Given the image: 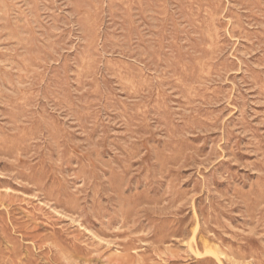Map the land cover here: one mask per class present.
Wrapping results in <instances>:
<instances>
[{
  "label": "rangeland",
  "instance_id": "obj_1",
  "mask_svg": "<svg viewBox=\"0 0 264 264\" xmlns=\"http://www.w3.org/2000/svg\"><path fill=\"white\" fill-rule=\"evenodd\" d=\"M0 61V264H264V0H0Z\"/></svg>",
  "mask_w": 264,
  "mask_h": 264
},
{
  "label": "bare ground",
  "instance_id": "obj_2",
  "mask_svg": "<svg viewBox=\"0 0 264 264\" xmlns=\"http://www.w3.org/2000/svg\"><path fill=\"white\" fill-rule=\"evenodd\" d=\"M35 1H36V0H35ZM92 1H93V0H92ZM249 1H250V0H249ZM252 1H253V0H252ZM89 2H90V1H89ZM98 2H99V1H98ZM258 2H259V1H258ZM77 3H78V2H77ZM79 3H80V2H79ZM82 3H83V2H82ZM84 3H85V2H84ZM84 3H83V4H84ZM122 3H123V2H122ZM144 3H145V2H144ZM148 3H149V2H147V4H148ZM150 3H151V2H150ZM192 3H193V2H192ZM213 3H214V2H213ZM246 3H248V2H246ZM250 3H251V2H250ZM29 4H30V3H29ZM31 4H33V3H31ZM136 4H139V2L136 3ZM194 4H195V3H194ZM244 4H245V3H244ZM261 4H262V3H261ZM88 5H89V4H88ZM125 5L127 6V4H125ZM183 5H185V3H184ZM183 5H182V6H183ZM206 5H207V3H206ZM219 5H220V4H219ZM250 5H251V4H250ZM180 6H181V5H180ZM214 6H215V5H214ZM245 6H246V5H245ZM5 7H6V6H5ZM87 7H88V6H87ZM104 7H105V6H104ZM150 7H151V6H150ZM183 7H184V6H183ZM199 7H200V6H199ZM201 7H202V6H201ZM204 7H205V6H204ZM206 7H207V6H206ZM211 7H212V6H211ZM216 7H217V6H216ZM12 8H13V7H12ZM21 8H22V7H21ZM88 8H89V7H88ZM181 8H182V7H181ZM184 8H186V6H185ZM208 8H210V7H208ZM249 8H250V7H249ZM3 9H4V7H3ZM18 9H19V8H18ZM30 9H31V7H30ZM30 9H29V11H30ZM134 9H135V8H134ZM147 9H148V8H147ZM151 9H152V8H151ZM161 9H162V8H161ZM213 9H214V8H213ZM222 9H223V8H222ZM230 9L232 10V8H230ZM230 9H229V10H230ZM7 10H8V8H7ZM13 10H14V9H13ZM125 10H126V9H125ZM141 10H142V9H141ZM235 10H236V9H235ZM11 11H12V10H11ZM27 11H28V10H27ZM145 11H146V10H145ZM149 11H150V10H149ZM164 11H166V10H164ZM181 11H182V10H181ZM190 11H191V10H190ZM203 11H204V10H203ZM206 11H207V10H206ZM209 11H210V10H209ZM213 11H214V10H213ZM7 12H8V11H7ZM13 12H14V11H13ZM91 12H93V11H91ZM147 12H148V11H147ZM167 12H168V11H167ZM185 12H186V11H185ZM197 12H198V11H197ZM222 12H223V11H222ZM1 13H2V12H1ZM8 13H9V12H8ZM8 13H7V15H8ZM24 13H25V11H24ZM101 13H102V10H101ZM101 13H100V14H101ZM142 13H143V12H142ZM203 13H204V12H203ZM215 13L217 14L218 11H216ZM16 14H17V13H16ZM20 14H21V13H20ZM22 14H23V13H22ZM93 14H94V13H93ZM120 14H121V13H120ZM128 14H129V13H128ZM183 14H184V12H183ZM220 14H222V13H220ZM5 15H6V14H5ZM30 15H31V14H30ZM34 15H35V13H34ZM124 15L126 16V14H124ZM160 15H161V14H160ZM198 15H200V13H199ZM202 15H203V14H202ZM218 15H219V14H218ZM12 16H13V15H12ZM26 16H27V15H26ZM90 16H91V15H90ZM127 16H128V15H127ZM219 16H220V15H219ZM241 16H242V15H241ZM7 17H8V16H7ZM7 17H6V18H7ZM17 17H18V16H17ZM133 17H134V15H133ZM199 17H200V16H199ZM203 17H204V16H203ZM215 17H216V16H215ZM220 17H221V16H220ZM220 17H219V18H220ZM235 17H238V16H235ZM33 18H34V17H33ZM93 18H94V17H93ZM209 18H210V17H209ZM241 18H242V17H241ZM3 19H4V18H3ZM16 19H17V18H16ZM19 19H21V18H19ZM54 19H55V18H54ZM78 19H79V18H78ZM81 19H82V18H81ZM101 19H102V18H101ZM127 19H128V18H127ZM127 19H126V20H127ZM133 19H134V18H133ZM201 19H202V18H201ZM207 19H208V18H207ZM24 20H25V19H24ZM128 20H129V19H128ZM199 20H200V19H199ZM202 20H203V19H202ZM205 20H206V18H205ZM210 20H211V19H210ZM210 20H209V22H210ZM21 21H22V20H21ZM28 21H29V20H27V23L29 24ZM55 21H56V20H55ZM81 21H82V20H81ZM99 21H100V20H99ZM235 21H236V19H235ZM235 21H234V22H235ZM4 22H5V21H4ZM56 22H58V20H57ZM134 22H135V21H134ZM195 22H196V21H195ZM206 22H207V21H206ZM240 22H241V21H240ZM20 23H21V22H20ZM22 23H23V22H22ZM38 23H39V22H38ZM80 23H81V22H80ZM162 23H164V22H162ZM201 23H202V22H201ZM215 23H217V22L215 21ZM7 24H8V23H7ZM9 24H10V23H9ZM15 24H17V23H15ZM88 24H89V23H88ZM95 24H96V23H95ZM128 24H129V23H128ZM158 24H159V23H158ZM198 24H199V23H198ZM209 24H210V23H209ZM13 25H14V23H13ZM81 25H82V24H81ZM97 25H99V24H97ZM199 25H200V24H199ZM199 25H198V26H199ZM206 25H207V24H206ZM206 25H205V26H206ZM210 25H211V24H210ZM242 25H243V24H242ZM6 26H7V25H6ZM6 26L4 25V27H6ZM9 26H10V25H9ZM9 26H8V27H9ZM14 26H15V25H14ZM17 26H18V25H17ZM89 26H90V25H89ZM101 26H103V25H101ZM158 26H159V25H158ZM207 26H208V25H207ZM221 26H222V25H221ZM27 27H28V26H27ZM56 27H57V26H56ZM98 27H99V26H98ZM10 28H11V27H10ZM16 28H17V27H16ZM22 28H23V27H22ZM104 28H105V27H104ZM126 28H127V27H126ZM129 28H130V27H129ZM159 28H160V27H159ZM162 28H163V27H162ZM23 29H24V28H23ZM43 29H44V28H43ZM196 29H197V28H196ZM213 29H214V28H213ZM245 29H246V28H245ZM5 30H6V29H5ZM7 30H8V29H7ZM12 30H13V29H12ZM12 30H11V32H12ZM18 30H19V29H18ZM21 30H22V29H21ZM45 30H46V29H45ZM51 30H52V29H51ZM84 30H85V29H84ZM202 30H203V29H202ZM204 30H205V29H204ZM243 30H244V29H243ZM2 31H3V30H2ZM14 31H15V30H14ZM23 31H24V30H23ZM31 31H32V30H31ZM85 31H86V30H85ZM199 31H200V30H199ZM239 31H240V30H239ZM244 31H245V30H244ZM35 32H36V31H35ZM83 32H84V31H83ZM88 32H89V31H88ZM90 32H92V31H90ZM98 32H99V31H98ZM125 32H126V31H125ZM159 32H160V31H159ZM161 32H162V30H161ZM208 32H209V31H208ZM212 32H213V31H212ZM216 32H217V31H216ZM36 33H37V32H36ZM127 33H128V32H127ZM138 33H139V32H138ZM195 33H196V31H195ZM197 33H199V32H197ZM197 33H196V34H197ZM200 33H203V31L200 32ZM200 33H199V34H200ZM219 33H220V32H219ZM203 34H204V33H203ZM203 34H202V35H203ZM205 34H206V33H205ZM214 34H215V33H214ZM216 34H217V33H216ZM9 35H10V34H9ZM11 35H12V34H11ZM20 35H21V34H20ZM50 35H51V34H50ZM90 35H91V34H90ZM108 35H109V32H108ZM111 35H112V34H111ZM111 35H110V36H111ZM157 35H158V34H157ZM162 35H163V33H162ZM212 35H213V33H212ZM212 35H211V37H212ZM220 35H221V34H220ZM15 36H17V34H16ZM15 36H14V37H15ZM26 36H27V34H26ZM45 36H46V35H45ZM84 36H85V35H84ZM173 36H174V35H173ZM208 36L210 37V35H208ZM9 37H10V36H9ZM12 37H13V36H12ZM90 37H91V36H90ZM99 37H100V36H99ZM125 37H126V36H125ZM143 37H144V36H143ZM162 37H163V36H162ZM204 37H206V36H204ZM209 37H208V38H209ZM15 38H16V37H15ZM54 38H55V37H54ZM160 38H161V37H160ZM163 38H164V37H163ZM173 38H174V37H173ZM196 38H197V36H196ZM208 38H207V39H208ZM212 38H213V37H212ZM25 39H26V38H25ZM35 39H36V37H35ZM50 39H51V38H50ZM56 39H57V38H56ZM102 39H103V38H102ZM105 39H106V37H105ZM107 39H108V38H107ZM141 39H142V38H141ZM170 39H171V37H170ZM170 39H169V40H170ZM201 39H202V38H201ZM214 39H215V38H214ZM216 39H217V37H216ZM219 39H221V38L219 37ZM33 40H34V39H33ZM109 40H110V39H109ZM125 40H126V38H125ZM125 40H123V41H125ZM134 40H135V39H134ZM136 40H137V39H136ZM199 40H200V39H199ZM209 40H210V39H209ZM45 41H46V40H45ZM49 41H50V40H49ZM54 41H55V40H54ZM138 41H139V39H138ZM189 41H190V40H189ZM201 41H202V40H201ZM216 41H217V40H216ZM16 42H17V41H16ZM20 42H21V40H20ZM20 42H19V45H20ZM24 42H25V40H24ZM26 42H27V40H26ZM26 42H25V43H26ZM29 42H30V41H29ZM35 42H36V41H35ZM46 42H48V41H46ZM58 42H59V41H58ZM58 42H57V43H58ZM107 42H108V40H107ZM107 42H106V43H107ZM175 42H176V41H175ZM222 42H223V41H222ZM22 43H23V42H22ZM52 43H53V42H52ZM97 43H98V42H97ZM108 43H110V42H108ZM129 43H130V41H129ZM143 43H144V42H143ZM146 43H147V42H146ZM167 43H168V42H167ZM169 43H170V42H169ZM172 43H173V41H172ZM189 43H190V42H189ZM203 43H204V42H203ZM209 43H210V41H209ZM214 43H215V42H214ZM220 43H221V42H220ZM16 44H17V43H16ZM34 44H37V43H34ZM39 44H40V43H39ZM55 44H56V43H55ZM99 44H100V43H99ZM136 44H137V43H136ZM170 44H171V43H170ZM178 44H179V43H178ZM206 44H207V43H206ZM210 44L212 45L213 42L210 43ZM27 45H29V43H28ZM30 45H31V44H30ZM53 45H54V44H53ZM106 45H107V44H106ZM125 45H127V43H126ZM138 45H139V44H138ZM138 45H137V46H138ZM180 45H181V43H180ZM189 45H190V44H189ZM193 45H194V40H193ZM195 45H196V44H195ZM197 45H198V44H197ZM55 46H56V45H55ZM55 46H53V48H54ZM89 46H90V45H89ZM103 46H104V45H103ZM119 46L122 47V45H119ZM128 46H129V45H128ZM160 46H161V45H160ZM182 46H183V45H182ZM200 46H201V45H200ZM18 47H20V46H18ZM31 47H32V46H31ZM82 47H83V46H82ZM95 47H96V46H95ZM129 47H130V46H129ZM140 47H141V46H140ZM151 47H152V46H151ZM161 47H162V46H161ZM173 47H174V45H173ZM192 47H193V46H192ZM220 47H221V46H220ZM29 48H30V47H29ZM38 48H39V47H38ZM51 48H52V47H51ZM126 48H127V47H125L124 49H126ZM142 48H143V45H142ZM144 48H145V47H144ZM190 48H191V47H190ZM195 48H197V47L195 46ZM198 48H199V47H198ZM201 48H202V47H201ZM210 48H211V47H210ZM238 48H239V47H238ZM43 49H45V48H43ZM80 49H81V48H80ZM84 49H85V48H84ZM179 49H181V48H179ZM182 49H183V48H182ZM182 49H181V50H182ZM208 49H209V48H208ZM12 50H13V49H12ZM26 50H27V49H26ZM86 50H87V48H86ZM92 50H93V49H92ZM135 50H136V49H135ZM141 50H142V49H141ZM146 50H147V49H146ZM154 50H155V49H154ZM159 50H160V49H159ZM198 50H199V49H198ZM10 51H11V50H10ZM32 51H33V50H32ZM32 51H31V52H32ZM42 51H43V50H42ZM87 51H88V50H87ZM105 51H106V50H105ZM184 51H185V50H184ZM195 51H196V50H195ZM205 51H206V50H205ZM8 52H9V51H8ZM15 52H16V51H15ZM44 52H45V51H44ZM47 52H48V51H47ZM51 52H52V51H51ZM55 52H56V51H55ZM164 52H165V51H164ZM164 52H163V53H164ZM179 52H180V51H179ZM24 53H25V52H24ZM29 53H30V52H29ZM35 53H36V52H35ZM38 53H39V52H38ZM40 53H41V52H40ZM83 53H84V52H83ZM142 53H143V52H142ZM155 53H156V52H155ZM180 53H181V52H180ZM180 53H179V55H180ZM187 53H188V52H187ZM187 53H186V54H187ZM195 53H196V52H195ZM213 53H214V52H213ZM6 54H7V53H6ZM56 54H58V53H56ZM105 54H106V53H105ZM126 54H127V53H126ZM136 54H137V53H136ZM136 54H135V57H136ZM165 54H166V53H164V55H165ZM170 54H171V53H170ZM215 54H216V53H215ZM18 55H19V54H18ZM18 55H17V56H18ZM20 55H22V53H21ZM42 55H43V54H42ZM47 55H48V54H47ZM51 55H53V54H51ZM91 55H92V54H91ZM97 55H98V54H97ZM140 55H141V54H140ZM140 55H139V57H141ZM148 55H150V54H148ZM156 55H157V54H156ZM166 55H167V54H166ZM166 55H165V56H166ZM188 55H189V54H188ZM190 55H191V54H190ZM195 55H196V54H195ZM200 55H201V54H200ZM216 55H217V54H216ZM216 55H215V56H216ZM23 56H25V55H23ZM119 56H122V55L120 54ZM131 56H133V54H132ZM150 56H151V55H150ZM5 57H6V56H5ZM8 57H9V56H8ZM45 57H46V56H45ZM47 57H49V56H47ZM59 57H60V56H59ZM100 57H101V56H100ZM127 57H128V56H127ZM135 57H134V58H135ZM156 57H157V56H156ZM186 57H187V56H186ZM191 57H192V56H191ZM196 57H197V56H196ZM9 58H10V57H9ZM9 58H8V59H9ZM38 58H40V57H38ZM75 58H77V57H75ZM128 58H129V57H128ZM136 58H137V57H136ZM160 58H161V57H160ZM169 58H170V57H169ZM172 58H173V57H172ZM172 58H171V59H172ZM213 58H214V56H213ZM26 59H27V58H26ZM59 59H61V58H59ZM131 59H132V58H131ZM150 59H151V58H150ZM158 59H159V58H158ZM177 59H178V58H177ZM182 59H183V58H182ZM194 59H195V58H194ZM194 59H193V60H194ZM1 60H2V59H1ZM6 60H7V59H6ZM12 60L15 61V60L13 59V57H12ZM37 60H38V59H37ZM51 60H52V59H51ZM92 60H93V58H92ZM127 60H128V59H127ZM172 60H173V59H172ZM210 60H211V58H210ZM9 61H10V60H9ZM66 61H67V60H66ZM77 61H78V60H77ZM77 61H76V62H77ZM80 61H81V60H80ZM93 61H94V60H93ZM112 61H113V60H112ZM154 61H156V59H155ZM158 61H159V60H158ZM163 61H164V60H163ZM194 61H196V60H194ZM208 61H209V60H208ZM0 62H1V61H0ZM2 62H3V60H2ZM16 62H17V61H16ZM20 62H21V61H20ZM20 62H19V63H20ZM44 62H45V61H44ZM51 62H52V61H51ZM63 62H64V61H63ZM71 62H72V61H71ZM74 62H75V61H74ZM140 62H141V61H140ZM145 62H146V61H145ZM166 62H167V61H166ZM168 62H169V61H168ZM6 63H7V62H6ZM17 63H18V62H17ZM34 63H35V62H34ZM64 63H65V62H64ZM78 63H79V61H78ZM90 63H91V62H90ZM105 63H106V62H105ZM181 63H182V62H181ZM194 63H195V62H194ZM214 63H215V62H214ZM8 64H9V63H8ZM11 64H12V63H11ZM13 64H14V63H13ZM15 64H16V63H15ZM35 64H36V63H35ZM41 64H43V63H41ZM66 64H67V63H66ZM171 64H172V63H170V65H171ZM179 64H180V63H179ZM212 64H213V63H212ZM38 65H39V64H38ZM43 65L45 66V64H43ZM43 65H41V67H42ZM72 65H73V64H72ZM143 65H144V64H143ZM152 65H153V64H152ZM175 65H176V64H175ZM193 65H194V64H193ZM196 65H198V64H196ZM215 65H216V64H215ZM11 66H13V65H11ZM15 66H16V65H15ZM132 66H133V63H132ZM147 66H148V65H147ZM154 66H155V65H154ZM167 66H168V65H167ZM172 66H173V65H172ZM185 66H186V65H185ZM216 66H217V65H216ZM216 66H215V67H216ZM18 67H19V66H18ZM34 67H35V66H34ZM149 67H150V66H149ZM165 67H166V66H165ZM169 67H170V66H169ZM169 67H168V68H169ZM174 67H175V66H174ZM205 67H206V66H205ZM11 68H12V67H11ZM11 68H10V69H11ZM76 68H77V67H76ZM152 68H154V67H152ZM160 68H161V66H160ZM196 68H198V67H196ZM208 68H209V67H208ZM220 68H221V66H220ZM223 68H224V67H223ZM13 69H15V68H13ZM24 69H25V68H24ZM34 69H35V68H34ZM34 69H33V70H34ZM42 69H43V68H42ZM69 69H70V68H69ZM77 69H78V68H77ZM149 69H150V68H149ZM155 69H156V66H155ZM161 69H162V68H161ZM165 69H166V68H165ZM199 69H200V68H199ZM221 69H222V68H221ZM162 70H163V69H162ZM166 70H167V69H166ZM170 70H171V69H170ZM179 70H180V68H179ZM3 71H5V70H3ZM3 71H2V72H3ZM16 71H18V69H17ZM65 71H66V70H65ZM76 71H77V70H76ZM91 71H93V70H91ZM98 71H99V70H98ZM144 71H145V70H144ZM151 71H152V70H151ZM180 71H182V70H180ZM195 71H196V70H195ZM215 71H217V68H216ZM218 71H219V70H218ZM22 72H23V71H22ZM24 72H25V70H24ZM70 72H71V71H70ZM95 72H96V71H95ZM117 72H118V71H117ZM127 72H128V71H127ZM160 72H161V71H160ZM219 72H220V71H219ZM3 73H5V72H3ZM31 73L33 74V72H31ZM114 73H115V72H114ZM156 73H157V72H156ZM168 73H169V72H168ZM173 73H174V72H173ZM16 74H17V73H16ZM101 74H102V73H101ZM119 74H120V73H119ZM127 74L129 75V73H127ZM142 74H143V73H142ZM185 74H186V73H185ZM217 74H218V72H217ZM253 74H254V73H253ZM4 75H5V74H4ZM35 75H36V74H35ZM147 75H148V73H147ZM147 75H146V76H147ZM156 75H157V74H156ZM159 75H160V74H158V76H159ZM182 75H183V74H182ZM193 75H194V74H193ZM202 75H203V74H202ZM218 75H219V74H218ZM15 76H16V75H15ZM39 76H41V75H39ZM57 76H58V74H57ZM84 76H85V75H84ZM86 76H87V75H86ZM100 76H101V75H100ZM119 76H120V75H119ZM132 76H133V75H132ZM132 76H131V77H132ZM158 76H155V77H158ZM164 76H166V75H164ZM168 76H169V74H168ZM174 76H175V75H174ZM196 76H197V75H196ZM196 76H195V77H196ZM206 76H207V75H206ZM206 76H205V78H207ZM220 76H221V75H220ZM107 77H108V76H107ZM139 77H140V76H139ZM171 77H172V76H171ZM183 77H184V76H183ZM203 77H204V76H203ZM213 77H214V76H213ZM213 77H212V78H213ZM252 77H253V76H252ZM17 78H18V77H17ZM24 78H25V77H24ZM102 78H103V77H102ZM172 78H173V77H172ZM174 78H176V77H174ZM208 78H209V77H208ZM257 78H258V77H257ZM11 79H12V78H11ZM11 79H10V80H11ZM31 79H32V78H31ZM75 79H76V78H75ZM80 79H81V78H80ZM82 79H84V78H82ZM105 79H106V77H105ZM145 79H146V78H145ZM152 79H153V78H152ZM152 79H150V80L152 81ZM191 79H192V78H191ZM199 79H200V78H199ZM8 80H9V79H8ZM16 80H17V79H16ZM26 80H27V79H26ZM119 80H120V79H119ZM126 80H127V79H126ZM150 80H149V81H150ZM160 80H161V78H160ZM0 81H1V80H0ZM12 81H13V79H12ZM18 81H19V80H18ZM29 81H30V80H29ZM29 81H28V82H29ZM34 81H35V80H34ZM171 81H172V80H171ZM192 81H193V80H192ZM194 81H196V80H194ZM198 81H199V80H198ZM198 81H197V82H198ZM24 82H25V80H24ZM26 82H27V81H26ZM77 82H79V81H77ZM90 82H91V81H90ZM122 82H123V81H122ZM156 82H157V81H156ZM167 82H168V81H167ZM200 82H201V81H200ZM255 82H257V81L255 80ZM259 82H260V81H259ZM16 83L18 84V82H15V83L12 84V85H15ZM30 83H31V82H30ZM52 83H53V82H52ZM123 83H124V82H123ZM136 83H137V81H136ZM139 83H141V82H139ZM145 83H146V82H145ZM149 83H150V82H149ZM160 83H161V82H160ZM160 83H158V84H160ZM162 83H163V82H162ZM178 83H179V82H178ZM178 83H177V84H178ZM201 83H203V82H201ZM204 83H205V82H204ZM3 84H4V83H3ZM19 84H20V83H19ZM27 84H28V83H26V86H27ZM63 84H64V83H63ZM84 84H85V83H84ZM101 84H102V83H101ZM104 84H105V83H104ZM121 84H122V83H121ZM154 84H155V83H154ZM154 84H153V85H154ZM171 84H172V82H171ZM194 84H195V82H194ZM261 84H262V83H261ZM31 85H32V84H31ZM53 85H54V84H53ZM148 85H149V84H148ZM153 85H151V86H153ZM163 85H164V84H163ZM180 85H181V84H180ZM182 85H183V84H182ZM19 86H20V85H19ZM19 86H18V87H19ZM24 86H25V85H24ZM32 86H33V85H32ZM77 86H78V85H77ZM101 86H103V85H101ZM121 86H122V85H121ZM160 86H161V85H160ZM176 86H177V85H176ZM191 86H192V85H191ZM260 86H261V85H260ZM263 86H264V84H263ZM21 87H22V86H21ZM33 87H34V86H33ZM61 87H62V86H61ZM79 87H80V86H79ZM127 87H128V86H127ZM132 87H134V85H132ZM132 87H131V88H132ZM135 87H136V85H135ZM146 87H147V86H146ZM153 87H154V86H153ZM155 87H156V86H155ZM261 87H262V86H261ZM261 87H260V88H261ZM4 88L6 89V87H4ZM4 88H3V89H4ZM11 88H13V87H11ZM27 88H28V87H27ZM82 88H83V87H82ZM150 88H151V87H149V89H150ZM30 89H31V88H30ZM38 89H39V88H38ZM64 89H65V88H64ZM80 89H81V88H80ZM126 89H127V88H126ZM132 89H134V88H132ZM143 89H144V88H143ZM184 89H185V88H184ZM196 89H197V88H196ZM198 89H200V88H198ZM201 89H202V88H201ZM217 89H218V88H217ZM36 90H37V89H36ZM57 90H58V89H57ZM62 90H63V89H62ZM65 90H66V89H65ZM100 90H101V89H100ZM129 90H130V89H129ZM147 90H148V89H147ZM182 90H183V88H182ZM186 90H187V89H186ZM8 91H9V90H8ZM8 91H7V92H8ZM14 91H15V90H14ZM20 91H21V90H20ZM51 91H52V90H51ZM122 91H123V89H122ZM125 91H126V90H125ZM141 91H142V90H140V92H141ZM152 91H153V90H152ZM168 91H169V90H168ZM183 91H184V90H183ZM203 91H204V90H203ZM3 92H4V91H3ZM17 92H18V91H17ZM17 92H16V93H17ZM29 92H30V91H29ZM31 92H32V91H31ZM131 92H132V91H131ZM133 92H134V91H133ZM133 92H132V93H133ZM142 92H143V91H142ZM157 92H158V91H157ZM187 92H188V91H187ZM214 92H215V91H214ZM8 93H9V92H8ZM14 93H15V92H14ZM14 93H13V94H14ZM49 93H50V92H49ZM49 93H48V94H49ZM59 93H60V92H59ZM146 93H147V92H146ZM181 93H183V92H181ZM192 93H193V92H192ZM216 93H218V91H217ZM11 94H12V93H11ZM51 94H52V93H51ZM95 94H97V93H95ZM109 94H110V93H109ZM126 94H127V93H126ZM137 94H138V93H137ZM261 94H262V93H261ZM52 95H53V94H52ZM60 95H62V94L60 93ZM103 95H104V94H103ZM127 95H129V93H128ZM131 95H132V94H131ZM144 95H145V94H144ZM146 95H147V94H146ZM187 95H188V94H187ZM201 95H203V94H201ZM7 96H8V95H7ZM7 96H6V97H7ZM18 96H19V95H18ZM18 96H17V97H18ZM53 96H54V95H53ZM56 96H57V95H56ZM109 96H110V95H109ZM163 96H164V95H163ZM163 96L161 97L162 99L164 98ZM181 96L184 97V95H182V94H181ZM188 96H189V95H188ZM8 97H9V96H8ZM11 97H12V96H11ZM36 97H37V96H36ZM38 97H39V96H38ZM54 97H55V96H54ZM155 97H156V96H155ZM183 97H182V98H183ZM185 97H186V95H185ZM190 97H191V96H190ZM201 97H202V96H201ZM24 98H25V97H24ZM56 98H57V97H56ZM135 98H137V97H135ZM135 98H133V99H135ZM193 98H194V97H193ZM199 98H200V97H199ZM0 99H1V98H0ZM67 99H68V98H67ZM67 99H66V100H67ZM110 99H111V98H110ZM155 99H157V98H155ZM202 99H203V98H202ZM111 100H112V99H111ZM119 100H120V99H119ZM140 100H141V99H140ZM146 100H147V99H146ZM69 101H70V100H69ZM109 101H110V100H109ZM116 101H117V100H116ZM163 101H164V100H163ZM2 102H4V101H2ZM7 102H8V101H7ZM28 102H29V101H28ZM59 102H60V101H59ZM192 102L194 103V101H192ZM9 103H10V102H9ZM15 103H16V102H15ZM21 103H22V102H21ZM64 103H65V102H64ZM71 103H72V102H71ZM25 104H27V103H25ZM25 104H24V105H25ZM32 104H33V102H32ZM34 104H36V103H34ZM123 104H124V103H123ZM9 105H10V104H9ZM12 105H13V104H12ZM20 105H21V104H20ZM142 105H143V104H142ZM157 105H158V104H156V106H157ZM7 106H8V105H7ZM36 106H37V105H36ZM121 106H122V105H121ZM10 107H11V106H10ZM20 107H21V106H20ZM22 107H23V109H24V106H22ZM27 107H28V106H27ZM31 107H32V106L30 105V108H31ZM146 107H147V106H146ZM149 107H150V106H149ZM6 108H7V107H6ZM28 108H29V107H28ZM77 108H78V107H77ZM117 108H118V107H117ZM117 108H116V110H117ZM142 108H144V107H142ZM182 108H183V107H182ZM16 109H17V108H16ZM18 109H19V108H18ZM25 109H26V108H25ZM25 109H24V110H25ZM31 109H32V108H31ZM136 109H139V108H136ZM162 109H163V108H162ZM184 109H185V108H184ZM43 110H44V109H43ZM82 110H83V109H82ZM140 110H141V109H140ZM149 110H150V109H149ZM163 110H164V109H163ZM191 110H192V109H191ZM10 111H11V110H10ZM20 111H21V110H20ZM22 111H23V110H22ZM32 111H33V110H32ZM32 111H31V112H32ZM45 111H46V109L44 110V112H45ZM77 111H78V110H77ZM167 111H168V110H167ZM185 111H187V110H185ZM6 112H7V111H6ZM14 112H15V111H14ZM31 112H30V114H31ZM46 112H47V111H46ZM86 112H87V111H86ZM191 112H192V111H191ZM193 112H195V111H193ZM11 113H12V111H11ZM22 113H23V112H22ZM37 113H39V112L37 111ZM75 113H76V112H75ZM77 113H78V112H77ZM90 113H91V112H90ZM133 113H134V112H133ZM144 113H145V112H144ZM158 113H159V112H158ZM185 113H186V112H185ZM6 114H7V113H6ZM24 114H25V113H24ZM46 114H47V113H46ZM50 114H51V113H50ZM140 114H141V112H140ZM162 114H163V113H162ZM181 114H182V113H181ZM22 115H23V114H22ZM87 115H88V114H87ZM87 115H86V117H88ZM92 115H93V114H92ZM8 116H9V115H8ZM31 116H32V115H31ZM128 116H129V115H128ZM134 116H135V115H134ZM181 116H182V115H181ZM185 116H186V115H185ZM6 117H7V116H6ZM23 117H24V116H23ZM23 117H22V118H23ZM44 117H45V116H44ZM90 117H91V116H90ZM90 117H89V118H90ZM163 117H164V116H163ZM22 118H21V119H22ZM41 118H42V116H41ZM46 118H47V116L45 117V119H46ZM50 118H51V117H50ZM76 118H77V116H76ZM89 118H88V121H89ZM123 118H124V117H123ZM132 118H133V117H132ZM144 118H145V117H144ZM165 118H166V117H165ZM200 118H201V117H200ZM13 119H14V118H13ZM18 119H19V118H18ZM23 119H24V118H23ZM31 119L33 120V118H31ZM94 119H95V118H94ZM94 119H93V120H94ZM97 119H98V118H97ZM97 119H95V121H96ZM16 120H17V118H16ZM46 120H47V119H46ZM79 120H80V119H79ZM84 120H85V119H84ZM134 120H135V119H134ZM167 120H168V119H167ZM184 120H185V119H184ZM198 120H199V118H198ZM76 121H77V120H76ZM192 121H193V120H192ZM201 121H202V120H201ZM11 122H13V121H11ZM25 122H26V121H25ZM90 122H91V121H90ZM132 122H134V125H135L136 122H135V121H132ZM163 122H164V121H163ZM193 122H194V121H193ZM13 123H14V122H13ZM18 123H19V122H18ZM21 123H22V122H21ZM125 123H126V122H125ZM128 123H129V121H128ZM188 123H189V121H188ZM188 123H187V124H188ZM253 123H254V122H253ZM28 124H29V123H28ZM44 124H45V123H44ZM80 124H81V123H80ZM91 124H92V123H91ZM166 124H167V122H166ZM169 124H170V123H169ZM193 124H194V123H193ZM9 125H10V124H9ZM11 125H12V124H11ZM11 125H10V126H11ZM14 125H15V124H14ZM78 125H79V124H78ZM93 125H94V124H93ZM127 125H128V124H127ZM132 125H133V124H132ZM190 125H191V124H190ZM129 126H130V127H133V126H131V125H129ZM136 126H137V125H136ZM191 126H192V125H191ZM227 126H228V125H227ZM16 127L18 128V126H16ZM125 127H126V126H125ZM5 128H6V127H5ZM48 128H49V127H48ZM80 128H81V127H80ZM87 128H88V126H87ZM128 129H129V128H128ZM171 129H172V128H171ZM181 129H182V128H181ZM12 130H13V129H12ZM83 130H84V129H83ZM88 130H90V128H89ZM169 130H170V129H169ZM17 131H18V130H17ZM47 131H48V130H47ZM84 131H85V130H84ZM129 131H130V130H129ZM129 131H128V132H129ZM11 132H12V131H11ZM49 132H51V131H49ZM82 132H83V131H82ZM168 132H169V131H168ZM186 132H187V131H186ZM41 133H42V132H41ZM84 133H85V132H84ZM31 134H32V133H31ZM132 134H133V133L130 134V135H131V138L133 137ZM0 135H4V134H1V133H0ZM39 135H40V134H39ZM167 135H168V134H167ZM169 135H170V134H169ZM169 135H168V136H169ZM183 135H184V134H183ZM50 136H51V135H50ZM170 136H171V135H170ZM38 137H39V136H38ZM96 137H97V136H96ZM89 138H90V137H89ZM167 138H169V137H167ZM33 140H34V139H33ZM35 140H36V139H35ZM93 140H94V139H93ZM127 140H128V139H127ZM170 140H171V139H170ZM73 141H74V140H73ZM95 141H96V140H95ZM128 141H129V140H128ZM260 141H261V140H260ZM54 142H56V141H54ZM131 142H132V141H131ZM94 143H95V142H94ZM96 143H97V142H96ZM29 144H30V143H29ZM125 144H126V143H125ZM126 145H127V144H126ZM130 145H132V144H130ZM128 146H129V145H128ZM258 146H259V145H258ZM62 147H63V146H62ZM62 147H61V148H62ZM101 147H102V145H101ZM131 147H133V145H132ZM256 147H257V146H256ZM258 148L260 149V147H258ZM123 149H124V148H123ZM128 149H129V148H128ZM256 149H257V148H256ZM17 150H18V149H17ZM262 150H263V149H262ZM119 151H120V150H119ZM125 151H126V150H125ZM16 152H17V151H16ZM16 152H15L14 154H16ZM120 152H121V151H120ZM126 152H127V151H126ZM263 152H264V151H263ZM260 153H261V151H260ZM260 153H259V154H260ZM120 154H121V153H120ZM120 154H119V155H120ZM3 155H4V154H3ZM17 155H18V154H17ZM59 155H60V153H59ZM6 156H7V155H6ZM125 156H126V155H125ZM129 156H130V155H129ZM259 156H260V155H259ZM22 157H23V156H22ZM58 157H59V159H61L60 156H58ZM123 157H124V156H123ZM11 158H12V157H11ZM11 158H10V159H11ZM23 158H24V157H23ZM16 159H17V158H16ZM112 159H113V158H112ZM126 159H127V158H126ZM18 160H19V159H18ZM116 160H118V159H116ZM53 161H54V160H53ZM56 161H57V160H56ZM98 161H99V160H98ZM113 161H114V160H113ZM128 161H129V160H128ZM60 162H62V161L60 160ZM99 162H100V161H99ZM125 162H127V161H125ZM57 163H58V161H57ZM76 163H78V162H76ZM100 163H101V162H100ZM180 163H181V162H180ZM102 165H103V164H102ZM109 165H110V162H109ZM17 166H18V165H17ZM112 166H113V165H112ZM105 167H107V166H105ZM19 168H20V167H19ZM111 169H112V168H111ZM118 169H119V168H118ZM58 171H59V170H58ZM100 171H101V170H100ZM256 171H257V169H256ZM258 172H259V171H258ZM58 173H59V172H58ZM158 173H159V172H158ZM259 173H260V172H259ZM60 175H61V174H60ZM129 175H130V174H129ZM159 176H160V175H159ZM104 177H105V176H104ZM153 177H154V176H153ZM105 179H107V177H106ZM128 183H130V182H128ZM34 186H35V184H34ZM134 186H136V185H134ZM248 186H249V185H248ZM126 187H127V186H126ZM3 189H4V187H3ZM43 189H44V188H43ZM44 190H45V189H44ZM169 190H170V189H169ZM40 192H41V191H40ZM2 193H4V192H2ZM169 193H170V192H169ZM114 194H115V193H114ZM52 195H53V194H52ZM7 196H8V195H7ZM13 196H14V195H13ZM54 197H55V196H54ZM221 197H222V195H221ZM8 198H9V197H8ZM86 198H87V197H86ZM223 198H224V197H223ZM5 199H6V197H5ZM10 199H11V198H10ZM6 200H7V199H6ZM47 200H48V199H47ZM45 201H46V200H45ZM47 202H48V201H47ZM54 202H55V201H54ZM45 204H46V203H45ZM51 205H53V204L51 203ZM90 205H91V203H90ZM147 205H148V204H147ZM178 205H179V204H178ZM55 206H56V205H55ZM81 206H82V205H81ZM143 206H144V204H142V207H143ZM145 206H146V205H145ZM173 206H174V205H173ZM51 207H52V206H51ZM166 207H167V206H166ZM169 207H170V206H169ZM169 207H167V208H169ZM179 207H180V205H179ZM25 208H26V207H25ZM77 208H78V207H77ZM148 208H149V207H148ZM56 209H57V208H56ZM63 209H64V208H63ZM149 209H150V208H149ZM151 209H152V207H151ZM172 209H173V208H172ZM175 209H176V207H175ZM154 210H155V208H154ZM154 210H153V211H154ZM65 211H66V210H65ZM159 211H160V210H159ZM170 211H171V210H170ZM25 212H26V211H25ZM171 212H172V211H171ZM59 213H60V212H59ZM87 213H88V212H87ZM93 213H94V212H93ZM167 213H168V212H167ZM175 213H176V212H175ZM61 214H62V213H61ZM76 214H77V213H76ZM76 214H73V215H76ZM140 214H142V213H140ZM156 214H157V213H156ZM159 214H160V212H159ZM171 214H172V213H171ZM171 214H170V215H171ZM237 214H238V213H237ZM79 215H81V214H79ZM157 215H158V214H157ZM168 215H169V214H168ZM172 215H174V214H172ZM247 215H248V214H247ZM259 215H260V214H259ZM76 216H77V215H76ZM76 216H75V217H76ZM81 216H82V215H81ZM162 216H163V214H162ZM73 217H74V216H73ZM258 218H259V217H258ZM80 219H81V218H80ZM226 219H227V218H226ZM75 220H76V219H75ZM78 220H79V218H78ZM76 221H77V220H76ZM107 221H108V220H107ZM133 221H134V219H133ZM77 222H78V221H77ZM81 222H82V221H81ZM197 222H198V221H197ZM78 223H79V222H78ZM138 223H140V222H138ZM256 223H257V222H256ZM99 224H100V223H99ZM129 224H130V223H128V225H129ZM131 224H132V223H131ZM134 224H135V223H134ZM83 225H85V224H83ZM152 226H153V225H152ZM252 226H253V225H252ZM252 226H251V227H252ZM256 226H257V225H256ZM256 226H255V227H256ZM127 227H128V226H127ZM153 227L155 228V226H153ZM85 228L87 229V227H85ZM113 228H114V227H113ZM119 228H120V227H119ZM196 228H198V227L196 226ZM90 229H91V228H90ZM152 229H153V228H152ZM91 230H92V229H91ZM91 230H90V231H91ZM121 230H124V228H123V229L121 228ZM147 230H148V229H147ZM88 231H89V230H88ZM110 231H112V230H110ZM131 231H132V230H131ZM199 231H200V230H199ZM91 232H92V231H91ZM144 232H145V231H144ZM152 232H153V231H152ZM72 233H73V232H72ZM77 233H78V232H77ZM77 233H76V234H77ZM93 233H95V232H93ZM245 233H246V232H245ZM251 233H252V232H251ZM138 234H139V233H138ZM140 234H141V233H140ZM145 234H146V233H145ZM151 234H152V233H151ZM73 235H74V234H73ZM256 235H257V234H256ZM76 236H77V235H76ZM100 236H101V235H100ZM90 238H91V237H90ZM217 238H218V237H217ZM101 239H102V238H101ZM101 239H100V240H101ZM112 239H113V238H112ZM204 239H205V238H204ZM57 240H58V239H57ZM108 240H109V239H108ZM108 240H107V241H108ZM92 241H93V239H92ZM110 241L112 242V240H110ZM140 241H141V240H140ZM195 241H196V240H195ZM203 241H204V240H203ZM203 241H202V242H203ZM114 242H115V240H114ZM142 242H143V241H142ZM144 242H145V241H144ZM146 242H148V241H146ZM149 242H150V241H149ZM207 242H208V241H207ZM207 242L205 243V241H204V243L207 245V246L205 245V246L207 247V249H206V253H207V252H208V253H211V254H213L214 258H217V257H218V252H219L218 249H217L216 247H215V249L212 248V247H210V246L208 245ZM56 243H57V242H56ZM58 243H59V242H58ZM108 243H109V241H108ZM108 243H107V244H108ZM194 243H195V242H194ZM98 244H99V242H98ZM110 244H111V243H110ZM112 244H113V243H112ZM163 244H164V243H163ZM192 244H193V242H192ZM212 244H213V243H212ZM212 244H211V245H212ZM100 245H101V244H100ZM102 245H103V243H102ZM196 245H197V243H196ZM58 246H60V245H58ZM109 246H110V245H109ZM172 246H175V245H172ZM205 246H204V248H205ZM228 246H229V245H228ZM170 247H171V246H170ZM229 248H230V247H229ZM100 249H101V248H100ZM100 249H98V250H100ZM114 249H115V248H114ZM164 249H165V248H164ZM168 249H169V247H168ZM170 249H171V248H170ZM170 249H169V251H170ZM172 249H173V248H172ZM193 249H194V247H193ZM232 249H233V248H232ZM133 250H134V249H133ZM154 250H155V249H154ZM159 250H160V249H159ZM166 250H167V249H166ZM173 250H174V249H173ZM163 251H164V250H163ZM163 251L161 252V254H164V253H165V252L163 253ZM169 251H168V252H169ZM192 251H193V250H192ZM116 252H117V251H116ZM120 252H121V251H120ZM147 252H148V251H147ZM154 252H155V251H154ZM170 252H171V251H170ZM170 252H169V253H170ZM117 253H118V252H117ZM140 253H141V252H140ZM172 253H173V251H172ZM174 253H175V252H174ZM118 254H119L118 256L116 255L117 257L120 256V253H118ZM142 254L146 255V254L143 253V252H142ZM166 254H167V253H166ZM235 254H236V253H235ZM66 255H67V254H66ZM148 255H151V254H149V252H148ZM158 255H159V254H158ZM236 255H237V254H236ZM240 255H241V257H242V254H241V253H240ZM122 256H123V255H122ZM125 256H127V255H125ZM161 256H162V255H160L159 257L162 258ZM220 256H221V255H220ZM222 256H223V255H222ZM238 256H239V255H238ZM69 257H70V256H69ZM138 257H139V256H138ZM138 257H137V258H138ZM61 258H62V257H61ZM120 258H121V256H120ZM122 258H123V257H122ZM127 258H128V257H127ZM137 258H136V259H137ZM152 258H153V257H152ZM229 258H230V257H229ZM239 258H240V256H239ZM242 258H243V257H242ZM77 259L80 260L79 258H77ZM77 259H76V260H77ZM116 259H117V258H116ZM123 259H124V262L126 263V261H125L126 257H124ZM162 259H163V258H162ZM234 259H235V257H234ZM237 259H238V258H237ZM237 259H236V260H237ZM243 259H244V258H243ZM126 260H127V259H126ZM218 260H219V259H218ZM230 260H231V258H230ZM246 260H247V259H246ZM118 261H119V260H118ZM120 261L122 262L121 259H120ZM131 261H132V260H131ZM133 261H134V259H133ZM140 261H141V260H140ZM153 261H154V260H153ZM220 261H222V260H220ZM239 261H240V260H239ZM9 262H10V261H9ZM116 262H117V261H116ZM128 262H130V261H128ZM138 262H139V258H138ZM151 262H152V261H151ZM236 262H238V261H236ZM11 263H12V261H11ZM118 263H119V262H118ZM140 263H141V262H140ZM140 263H139V264H140ZM159 263H160V262H159ZM250 263H251V262H250ZM73 264H74V263H73ZM119 264H120V263H119ZM123 264H124V263H123ZM156 264H157V263H156Z\"/></svg>",
  "mask_w": 264,
  "mask_h": 264
}]
</instances>
